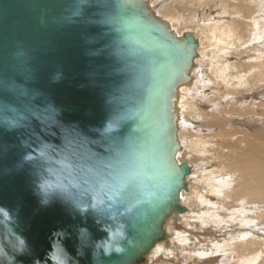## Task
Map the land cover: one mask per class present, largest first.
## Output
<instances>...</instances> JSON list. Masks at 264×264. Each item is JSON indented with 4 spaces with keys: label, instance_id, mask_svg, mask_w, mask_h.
<instances>
[{
    "label": "water",
    "instance_id": "1",
    "mask_svg": "<svg viewBox=\"0 0 264 264\" xmlns=\"http://www.w3.org/2000/svg\"><path fill=\"white\" fill-rule=\"evenodd\" d=\"M197 46L147 0H0V264H139L166 239Z\"/></svg>",
    "mask_w": 264,
    "mask_h": 264
},
{
    "label": "bare ground",
    "instance_id": "2",
    "mask_svg": "<svg viewBox=\"0 0 264 264\" xmlns=\"http://www.w3.org/2000/svg\"><path fill=\"white\" fill-rule=\"evenodd\" d=\"M147 5L176 35L190 33L198 43L190 79L178 85L175 92V129L180 147L175 157L178 163L185 162L190 167L187 191L180 195L181 205L186 204L188 209L198 203L215 205L214 196L222 197L230 202L219 204L212 214H207L208 219L198 217L201 225L215 224L217 214L226 217L234 213L231 208H241L244 203L247 210L256 212L246 218L256 221V227H263L264 51L254 48L253 56L248 58L252 61L237 59L238 62L229 63L220 59L235 44L233 39L249 37L250 42H258L264 38V0H147ZM220 10L241 20H232L231 26L222 27L221 19L214 16ZM197 11L205 12L210 28H204ZM234 55L240 58L241 52ZM205 57L212 63L205 61L202 65ZM214 80L215 85H210L206 93L207 82ZM210 161L215 162V168L207 167ZM186 212L189 210L167 220L166 234L178 235L180 227L175 217L186 219ZM248 220L237 222L243 226L251 223ZM240 232L233 241L210 242L209 254L206 248L201 251L193 245L190 255L194 259L190 264H264V235H255L247 227ZM160 250L155 245L151 253L159 254ZM189 250L188 245L186 252Z\"/></svg>",
    "mask_w": 264,
    "mask_h": 264
},
{
    "label": "rangeland",
    "instance_id": "3",
    "mask_svg": "<svg viewBox=\"0 0 264 264\" xmlns=\"http://www.w3.org/2000/svg\"><path fill=\"white\" fill-rule=\"evenodd\" d=\"M205 9H207V8L205 7L202 11H204ZM202 11H197L195 13L199 18L203 19L202 22L205 23V21H206V23H208V24H206V23L202 24V25H204L205 29H208V28H210L209 27L210 23H209V21L207 22V20H206L207 16H206V14H204L205 12H202ZM220 12H221V13H219L220 15L214 14V16L215 17L217 16L221 19V21L223 22L221 25L222 27L223 26L224 27L231 26L232 20H241L237 16L232 17L231 15H229L227 13H223L222 10H220ZM200 14H201V17H200ZM225 14L227 15V17ZM243 21L245 22L247 20H243ZM250 40H251V38H249V37H244L239 41L237 39H233L232 44L234 42H235V44H233V46H230V48H228V50H227L228 56L223 55V57L220 60L223 62L227 61L229 63H235V62H238L241 60L245 61V62L246 61H252V59H248V58L253 56L255 49L264 51V45H263L264 44L263 43L264 38L261 39L262 41L260 40L258 42H256L257 40L250 42ZM253 42L255 45L252 44ZM259 42H261V43H259ZM237 43H238V45H237ZM240 43H242L243 45ZM248 45H250L252 47H250ZM242 46H243V48H242ZM257 46H259V47H257ZM244 49H246V50H244ZM248 49H250V50H248ZM236 51L241 52L240 58L239 57L237 58V56L234 55ZM207 52H209V51H207ZM249 52H250V54H249ZM246 53H247V55H246ZM237 59H238V61H236ZM244 59H246V60H244ZM205 61L212 63V60L209 57H207V58L205 57L202 60V65L205 64ZM214 75H216V74L214 73ZM207 83L209 85L207 86L208 88L207 87L205 88L206 93L208 92L210 85L211 86H212V84L215 85V80L213 82H211V84H210V82H207ZM214 163L215 162L210 161L208 163L207 167H209L210 169L215 168ZM214 199H215V201H217V204H215V205H206V204L201 205L198 203L191 209L190 208L188 209L186 204H183V206L186 208V210H189V212L188 213L186 212V219H181L179 215H177L175 217L176 219H178L176 224L180 227V229H179L180 232H178V235H171V233L166 234L167 235L166 239L160 243H157V245H156V246L160 247V249H161L160 253L159 254H152L151 250H150L147 253L144 261L141 262L140 264H142V263L143 264H187V263L190 264L192 262V260L194 259V256L190 255L192 253L190 251H192L193 245L196 244L201 249V251L204 248H206L205 252H208V254H209V252H210L209 251V249H210L209 245H211L210 242L215 241V240L216 241L219 240L220 243L223 241L224 242L233 241L234 239H236L238 237L237 235L241 234L240 230L243 229L244 227L249 228V232H252L255 235H260V236L264 235V226L263 227H256L255 226L256 221H254V220L251 221L250 219L248 220L246 218V216H248V215L253 216L254 213H256V212H252L251 210H247L246 206H244V203H242L241 208H231V210L234 213L229 214L226 217H223V216H220L219 214H217L218 217L213 222L215 224H210L209 226L201 225L198 217L201 216L202 219H208L209 216L207 214H212L213 211L216 210L215 208L217 206H219V204L226 205L227 203L230 202L227 199L226 200L222 199V197L218 198V197L214 196ZM247 207H249V206H247ZM239 210H242L243 212L237 213V211H239ZM203 212H206V214H203ZM224 213H226V212H224ZM194 216H195V218H193ZM232 216H235V218H233ZM170 218H172V217H170ZM242 219H246V220L250 221L251 223L241 226L238 224L237 221L242 220ZM165 224H167V223H165ZM166 231H167V229H165V232ZM188 245L191 247V250L187 251L189 253L186 252V247ZM211 254L214 255V253H211Z\"/></svg>",
    "mask_w": 264,
    "mask_h": 264
},
{
    "label": "clouds",
    "instance_id": "4",
    "mask_svg": "<svg viewBox=\"0 0 264 264\" xmlns=\"http://www.w3.org/2000/svg\"><path fill=\"white\" fill-rule=\"evenodd\" d=\"M116 251H120V248H119V247H117V248H116Z\"/></svg>",
    "mask_w": 264,
    "mask_h": 264
},
{
    "label": "snow or ice",
    "instance_id": "5",
    "mask_svg": "<svg viewBox=\"0 0 264 264\" xmlns=\"http://www.w3.org/2000/svg\"><path fill=\"white\" fill-rule=\"evenodd\" d=\"M128 194L131 195V192H129Z\"/></svg>",
    "mask_w": 264,
    "mask_h": 264
}]
</instances>
